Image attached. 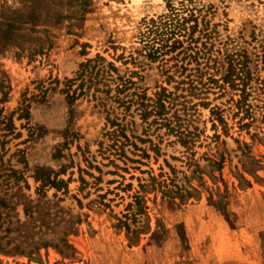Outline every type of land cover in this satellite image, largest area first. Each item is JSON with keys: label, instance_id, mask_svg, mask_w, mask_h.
I'll use <instances>...</instances> for the list:
<instances>
[{"label": "rangeland", "instance_id": "obj_1", "mask_svg": "<svg viewBox=\"0 0 264 264\" xmlns=\"http://www.w3.org/2000/svg\"><path fill=\"white\" fill-rule=\"evenodd\" d=\"M170 10L182 46L153 53ZM263 58L264 0H0V264H264ZM160 88L186 147L140 118Z\"/></svg>", "mask_w": 264, "mask_h": 264}, {"label": "trees", "instance_id": "obj_2", "mask_svg": "<svg viewBox=\"0 0 264 264\" xmlns=\"http://www.w3.org/2000/svg\"><path fill=\"white\" fill-rule=\"evenodd\" d=\"M170 11H171V16L167 17L165 21L160 22V25H158L157 27L158 29L157 32L159 31L158 36L160 37L161 44L158 45V47L156 48H151L153 53H157L164 48H168V50L171 52L177 48H181L182 46V42L176 38L177 37L176 35L177 34L178 36L184 35L183 31L187 30V28L185 27V24L190 19L191 15L189 19L182 18V17L179 18L177 14H173V10H170ZM190 36H191L190 34L187 35L189 39H191ZM163 37L165 38L163 39ZM169 40H172V41L169 45H167V42H169ZM183 51L185 54L186 52L192 51V50L191 48H189V46H187L183 48ZM195 54H197V52H195ZM187 56L189 58L192 57L190 53ZM262 60L264 61V58ZM221 68L223 69V71L220 74V77L218 80L221 83L219 87L221 89H224L223 87H225L231 91L239 92L238 95L240 96V98L241 97L243 98V96H246L247 95L246 94L247 82H249L252 79V76H251L250 68L248 66L247 56L245 55V52L238 50L235 53L226 55L224 64L221 66ZM201 79L202 78H199L198 80L199 83H201L202 81ZM209 80L211 81V83L215 85L218 84L217 80H214V81L212 79H209ZM127 83L129 82L123 81L121 82V84H117L116 91L118 93L123 92L124 91L123 88H126ZM120 85L122 87H119ZM133 95L134 94H131L130 96H133ZM67 98L69 100L73 99L72 96H69ZM170 98H171V93L166 92L164 88H160V90L154 94L153 100L147 99V100H151V102H144L146 101V98L144 96H141L140 100H136V103H138V106L140 107V118L142 122L147 123L148 126H150L151 124L157 123V125H162V126L167 127V130L169 132L175 133V136L177 137V142H179L182 146L186 147L188 144H191V141H187V138H186V136L189 133L187 132V135H186L185 131L180 130L179 126H178V129L174 130V126L170 125L169 119L166 117V114L168 111L167 105L170 104ZM118 100H119L118 102H121V103H125V102L131 103L132 102V98H130V100H127V101H124V97L121 99L118 98ZM211 112H212V115L213 114L215 115L216 119L219 122H223L217 110H211ZM149 117H152L151 122H147ZM110 124L111 126H115V129L110 132L115 141L117 140V137H118L117 134L121 135L123 138H125V140H127L126 136L124 135V131H123L124 127L120 123H116L115 121H110ZM154 181L155 179L151 178L152 187L156 186V184H154ZM48 183L56 184V182H52V183L48 182ZM57 183L59 186L60 184L63 183V181L59 180ZM161 185L162 184L160 182H157V186L160 187L161 193L165 196H169V197L178 196L180 199L185 197V195H188V197H190L189 192H185V194H182L180 192V188H178L177 186L175 190H173L171 188H168L167 186H161ZM140 187L143 188L144 186L140 185ZM133 198H134V207H135V213L133 212V215L135 216L138 213L144 212L145 207L141 206L142 199L140 196L136 194L135 196H133ZM25 214L27 215L26 210H25ZM122 224L123 226H126V231H127L128 225L126 223H122Z\"/></svg>", "mask_w": 264, "mask_h": 264}]
</instances>
